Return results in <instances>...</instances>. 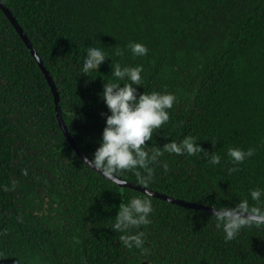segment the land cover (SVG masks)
I'll use <instances>...</instances> for the list:
<instances>
[{
  "label": "trees",
  "instance_id": "1",
  "mask_svg": "<svg viewBox=\"0 0 264 264\" xmlns=\"http://www.w3.org/2000/svg\"><path fill=\"white\" fill-rule=\"evenodd\" d=\"M7 14L50 74L63 125L89 159L110 114L99 94L115 79L111 60L142 65L137 95L175 93L169 120L145 145L194 135L220 162L165 153L168 170L151 165L148 185L130 170L115 176L214 207L264 189V0H0V264H264V227L225 241L211 213L154 196L151 223L141 226L147 250L125 247L110 225L119 205L142 192L84 165ZM129 41L147 53L133 56ZM97 43L106 60L82 73L84 48ZM230 146L255 151L233 165Z\"/></svg>",
  "mask_w": 264,
  "mask_h": 264
},
{
  "label": "clouds",
  "instance_id": "2",
  "mask_svg": "<svg viewBox=\"0 0 264 264\" xmlns=\"http://www.w3.org/2000/svg\"><path fill=\"white\" fill-rule=\"evenodd\" d=\"M127 47L133 56H143L148 51L146 45L140 42L129 41ZM115 55L122 56L123 51L117 49ZM105 60L103 46L99 43L88 45L84 48L80 70L82 73L98 70ZM142 70V65H121L119 60H111V76L115 79L106 81L99 94L110 114L105 117L98 147L91 159L84 157V165L108 178L118 175L122 170H130L140 185L151 182L154 175L151 165L159 163L164 171L168 170L167 160L160 159L165 153L187 156L203 153L209 164L217 165L220 155L216 151L211 154L204 151L196 143L198 139L194 135H185L179 142L170 140L162 147L155 143L151 147L145 145V141L151 140L153 133L169 120L168 109L176 102V95L167 91H143L137 95L136 86L141 85ZM254 151L252 147L242 149L230 146L226 155L233 165H237L251 157ZM152 195L145 188L142 194L130 196L118 207L110 227L113 232L120 233L119 240L127 248L147 250L146 236L141 226L151 223ZM262 195L264 189L253 187L249 189L247 198L240 199L234 205L212 208L211 219L215 227L222 231L225 241L234 239L245 227H264ZM249 199L256 203L250 204ZM132 229L141 230L133 232Z\"/></svg>",
  "mask_w": 264,
  "mask_h": 264
},
{
  "label": "water",
  "instance_id": "3",
  "mask_svg": "<svg viewBox=\"0 0 264 264\" xmlns=\"http://www.w3.org/2000/svg\"><path fill=\"white\" fill-rule=\"evenodd\" d=\"M8 15V20L9 22L12 24V26L17 30V32L20 34L21 39L23 41V43L25 44L26 48L28 49V51L30 52V54L32 55V57L35 59L37 66L39 67L42 75L44 76L47 85L50 89V93L52 95L53 98V104H54V112H55V117L57 119V122L59 124V127L64 135V137L67 139L69 145L72 147V149L75 151V153L79 156V158L83 161L84 163V155L82 153V151L77 147V145L75 144V142L73 141L71 135L69 134V132L67 131L66 127L63 125L61 116H60V108H59V96L57 93V90L55 88V84L51 79L50 74L48 73L47 69L45 68V66L43 65L41 59L39 58L38 54L35 52V50L33 49L32 45L30 44L29 40L22 34L20 28L18 27V24L16 22V20L11 17L9 14ZM103 177V176H102ZM110 181H113L115 183H117L120 186H127L136 190H139L141 192L144 191L145 187H142L140 185L134 184L132 182L129 181H125L123 179H120L117 176H112L111 178L108 177H104ZM150 191V190H149ZM153 193L152 196L161 199L163 201H166L168 203H172L181 207H185V208H190V209H195V210H200L203 212H207V213H211L212 214V208L211 206L208 205H202L199 203H193V202H188V201H184L182 199H177V198H173L171 196H168L166 194L157 192V191H151Z\"/></svg>",
  "mask_w": 264,
  "mask_h": 264
}]
</instances>
